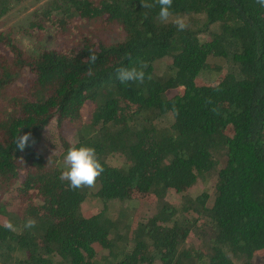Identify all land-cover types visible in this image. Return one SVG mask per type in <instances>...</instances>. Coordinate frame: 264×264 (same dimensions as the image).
I'll return each instance as SVG.
<instances>
[{"label": "trees", "instance_id": "obj_1", "mask_svg": "<svg viewBox=\"0 0 264 264\" xmlns=\"http://www.w3.org/2000/svg\"><path fill=\"white\" fill-rule=\"evenodd\" d=\"M170 11L186 30L140 0H47L0 30V264H264V7ZM71 143L104 168L91 188L59 179Z\"/></svg>", "mask_w": 264, "mask_h": 264}, {"label": "clouds", "instance_id": "obj_2", "mask_svg": "<svg viewBox=\"0 0 264 264\" xmlns=\"http://www.w3.org/2000/svg\"><path fill=\"white\" fill-rule=\"evenodd\" d=\"M173 0H140V3L144 9H152L158 6L157 19L162 23L171 22L175 25L178 31H184L188 27L187 19L183 16H175L173 18L172 12L170 11ZM261 7H264V0H256ZM89 56L85 63L94 64L98 59L94 49H89ZM146 67L144 64H140L137 67H118L116 68V78L122 84L130 82L143 83L145 79V73L143 68ZM89 75H91V69H89ZM206 103H211L209 98ZM217 112L218 109H213ZM20 130L14 138L15 146L23 150L30 139V133H24L20 135ZM60 168L59 179L66 181L68 188L71 190L81 188H91L95 185L97 178L102 174L104 168L100 161L96 157L95 149L89 146L77 145L71 143L63 156L62 161L58 162ZM9 231H14L15 227L11 221H5L3 225ZM36 226V221L29 217L26 219L23 227L31 229Z\"/></svg>", "mask_w": 264, "mask_h": 264}, {"label": "rangeland", "instance_id": "obj_3", "mask_svg": "<svg viewBox=\"0 0 264 264\" xmlns=\"http://www.w3.org/2000/svg\"><path fill=\"white\" fill-rule=\"evenodd\" d=\"M47 0H29L26 1L25 4L18 7L16 10L11 12L10 14L6 15L4 18L0 21V30L5 29L7 27H10L12 25H18L20 23H23V20L39 5L44 3ZM211 74H201V77L204 80H209ZM202 190V187H195L192 191V194H196L199 191Z\"/></svg>", "mask_w": 264, "mask_h": 264}]
</instances>
